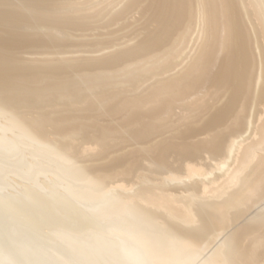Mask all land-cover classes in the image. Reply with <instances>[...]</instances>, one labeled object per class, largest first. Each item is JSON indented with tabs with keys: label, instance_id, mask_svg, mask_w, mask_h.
Instances as JSON below:
<instances>
[{
	"label": "bare ground",
	"instance_id": "1",
	"mask_svg": "<svg viewBox=\"0 0 264 264\" xmlns=\"http://www.w3.org/2000/svg\"><path fill=\"white\" fill-rule=\"evenodd\" d=\"M0 264H264V0H0Z\"/></svg>",
	"mask_w": 264,
	"mask_h": 264
}]
</instances>
